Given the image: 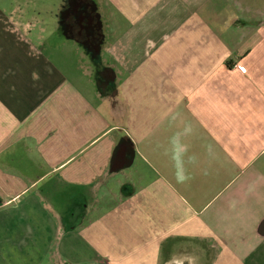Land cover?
<instances>
[{"label": "crops", "instance_id": "0c3cea01", "mask_svg": "<svg viewBox=\"0 0 264 264\" xmlns=\"http://www.w3.org/2000/svg\"><path fill=\"white\" fill-rule=\"evenodd\" d=\"M43 1L0 0V264H264V0H89L95 45Z\"/></svg>", "mask_w": 264, "mask_h": 264}, {"label": "flooded vegetation", "instance_id": "af4514ba", "mask_svg": "<svg viewBox=\"0 0 264 264\" xmlns=\"http://www.w3.org/2000/svg\"><path fill=\"white\" fill-rule=\"evenodd\" d=\"M89 0H71L64 19L72 34L84 43L99 42L101 21Z\"/></svg>", "mask_w": 264, "mask_h": 264}, {"label": "rangeland", "instance_id": "374dc122", "mask_svg": "<svg viewBox=\"0 0 264 264\" xmlns=\"http://www.w3.org/2000/svg\"><path fill=\"white\" fill-rule=\"evenodd\" d=\"M66 1L67 0H44L42 3L39 4L40 5L39 6V8H40L39 12H41V10L43 11L46 8H49V9L52 8V10L55 11V10H57V7L59 8V7L64 6ZM58 2L60 4H58ZM48 19L51 20V17L49 16ZM105 23H106V25L104 27H108L110 25V20L104 19L103 20V24H105ZM105 32H106V35H107L105 39H106V41H108V40L111 39V35H112L113 31L110 28H107V29H105Z\"/></svg>", "mask_w": 264, "mask_h": 264}, {"label": "built area", "instance_id": "2783aa9c", "mask_svg": "<svg viewBox=\"0 0 264 264\" xmlns=\"http://www.w3.org/2000/svg\"><path fill=\"white\" fill-rule=\"evenodd\" d=\"M239 68L242 70V71H244L245 69H244V67H241V66H239Z\"/></svg>", "mask_w": 264, "mask_h": 264}]
</instances>
